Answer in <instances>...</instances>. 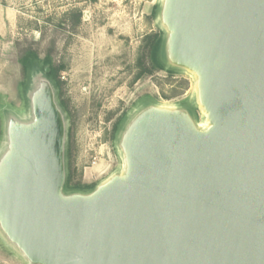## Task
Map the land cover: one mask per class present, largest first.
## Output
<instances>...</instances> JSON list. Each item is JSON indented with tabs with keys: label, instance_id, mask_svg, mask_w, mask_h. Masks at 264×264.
Returning <instances> with one entry per match:
<instances>
[{
	"label": "water",
	"instance_id": "obj_1",
	"mask_svg": "<svg viewBox=\"0 0 264 264\" xmlns=\"http://www.w3.org/2000/svg\"><path fill=\"white\" fill-rule=\"evenodd\" d=\"M154 7L162 71L192 95L141 97L93 187L68 184L50 66L28 69L23 108L0 103V245L27 264H264V0Z\"/></svg>",
	"mask_w": 264,
	"mask_h": 264
},
{
	"label": "rangeland",
	"instance_id": "obj_2",
	"mask_svg": "<svg viewBox=\"0 0 264 264\" xmlns=\"http://www.w3.org/2000/svg\"><path fill=\"white\" fill-rule=\"evenodd\" d=\"M159 1L0 0V103L23 108L20 59L28 50L64 67L58 95L69 117L74 182L95 185L120 169L114 130L141 97L172 104L192 95L193 79L184 73L135 79L145 39L161 33L153 15ZM78 12L80 21L72 17ZM0 264L27 263L0 245Z\"/></svg>",
	"mask_w": 264,
	"mask_h": 264
},
{
	"label": "trees",
	"instance_id": "obj_3",
	"mask_svg": "<svg viewBox=\"0 0 264 264\" xmlns=\"http://www.w3.org/2000/svg\"><path fill=\"white\" fill-rule=\"evenodd\" d=\"M153 15H154V10H153ZM72 17L76 18L77 21H80L81 14L79 12L74 13ZM161 41H162L161 33H155L151 36H148L145 39L144 41L145 44L142 49V55H141V58H139L138 60V66L140 68V72L136 76L135 79H140L143 76L153 75V73H155L156 71H162L164 69V65L161 63L159 59V50H160ZM37 59H38V53L34 50H28L22 56V58L20 59V62L23 64L25 75L27 74L28 69L34 66H37V65L31 66L33 63H35V61H37ZM46 64H50L49 61H47ZM46 66L51 67L50 76L53 77V79L57 82V85L60 87L61 83L59 80V73L64 69V67L63 66L56 67L52 63L51 65H46ZM45 67H43L42 69H44ZM170 73L173 74L172 71H170ZM62 103L63 105H65L64 102ZM115 130H116V127H115ZM73 179H74V175L70 172L69 184L73 185V183H75L73 185L74 187L85 188V189H89L93 187V185L81 184L80 181L78 183L74 182Z\"/></svg>",
	"mask_w": 264,
	"mask_h": 264
},
{
	"label": "flooded vegetation",
	"instance_id": "obj_4",
	"mask_svg": "<svg viewBox=\"0 0 264 264\" xmlns=\"http://www.w3.org/2000/svg\"><path fill=\"white\" fill-rule=\"evenodd\" d=\"M23 56V55H22ZM22 58V57H21ZM32 60V59H31ZM33 61V60H32ZM47 61H49V63L50 64H46L47 63ZM51 63L53 64V59H52V57H51V54L49 55V54H47V55H45L44 56V58H42V59H40L39 58V54H38V59H37V61H35V63H33L31 66H33V65H38V66H40V67H45L46 65H51ZM20 65H21V67H22V70H23V73H24V67H23V64L20 62ZM54 65V64H53ZM24 75H25V73H24Z\"/></svg>",
	"mask_w": 264,
	"mask_h": 264
}]
</instances>
